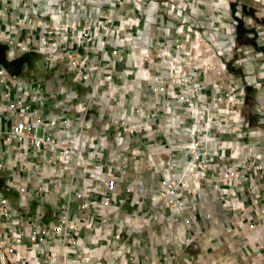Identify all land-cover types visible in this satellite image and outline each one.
<instances>
[{
    "label": "crops",
    "instance_id": "obj_1",
    "mask_svg": "<svg viewBox=\"0 0 264 264\" xmlns=\"http://www.w3.org/2000/svg\"><path fill=\"white\" fill-rule=\"evenodd\" d=\"M101 11V36L119 46L123 60L103 61L109 57L105 41L83 53V60L91 75L110 72L117 88L111 93L110 83L100 78L91 94L72 80L74 85L66 84L68 77L54 70L51 86L41 88L59 92L56 111L68 119L60 129L69 139L71 154L63 167L60 162L51 166L44 158L47 153L39 152L42 171L25 173L32 206L40 210L44 223L67 214L81 227L82 257L64 249L61 264H93L116 250L121 251L117 264H264V165L255 173L233 158L237 143H245L252 163H258L254 158L259 156L264 164V120L253 112L264 99V0H141L138 6L132 0H108ZM203 32L217 38L218 48L235 44L232 52L224 53L229 67L222 77L244 94L234 109L210 101L219 80L204 68L213 47L200 40ZM175 43L181 48L175 49ZM158 48L189 62L188 72L202 82L201 94L214 114L226 116L228 124L234 116L243 125L234 133L225 128L208 133L224 145L211 158L215 172L234 169L236 176L223 179L219 191L203 185L193 205L185 201L180 211L158 191L171 154L176 165L188 156V124L180 120L185 112L167 108L165 96L150 92L155 71L164 76L171 71L164 64L148 71L142 54ZM127 116L138 126L135 133L121 125ZM108 180H114L112 190ZM229 202L236 207L231 209ZM192 213L198 218L185 224L183 218ZM116 232L119 239H114ZM184 236L193 242L181 244Z\"/></svg>",
    "mask_w": 264,
    "mask_h": 264
},
{
    "label": "built area",
    "instance_id": "obj_2",
    "mask_svg": "<svg viewBox=\"0 0 264 264\" xmlns=\"http://www.w3.org/2000/svg\"><path fill=\"white\" fill-rule=\"evenodd\" d=\"M107 1L0 0V264H61L64 249L71 255L82 257L81 227L73 218L65 214L44 223L40 210L32 206V192L25 181V173L32 175L42 171L38 153L46 152L44 158L51 166L60 162L64 167L71 148L69 139L61 135L60 128L68 124V119L56 111L59 92L43 90L29 77L28 60L21 65H17V61L38 54L45 70L52 72L53 77L54 70L59 69L64 77L89 87L91 94L101 78L110 83L111 93H114L117 87L112 84V74L106 72L101 76L97 71L91 75L83 60V53L92 51L97 41L108 44L109 57L103 60L106 64L123 60L119 46L101 36L104 29L101 9ZM140 1L132 0L136 6ZM108 31L114 30L110 28ZM216 39L209 38L205 32L200 38L213 47L205 58L204 68L219 80V90L210 96V101L234 109L243 102L244 94L234 82L226 83L222 77L229 67L224 53L232 52L235 44L231 42L218 48ZM173 46L181 48L178 43ZM142 60L149 65L148 71H154L156 64H164L171 70L167 76L162 71H155L151 76L150 92L153 96H165L167 108L185 112L180 120L188 124V156L183 163L176 165V158L171 154L163 168L158 191L162 200L180 211L185 201L193 205L194 195L203 185L219 191L223 179L236 176L234 169L215 172L211 158L223 150L224 145L216 143L208 133L214 128H225L234 133L243 125L234 116L228 124L226 116L214 114L201 94L202 82L190 76L189 62L184 58L158 48L154 52H144ZM254 84L261 86L263 82L254 81ZM158 109L162 110V106ZM253 112L264 120V99ZM121 125L130 133H135L138 128L128 116L121 119ZM245 148V143H237L233 158L240 161L239 166L243 169L251 166L253 172H260L264 165L260 162L261 157L254 158L259 162L253 164ZM106 186L112 190L114 180H108ZM75 194L80 197L79 192ZM9 195L18 198L13 200ZM223 198L228 202L229 194L225 193ZM108 201L109 197H105L104 204ZM86 206V202L81 204V208ZM229 206L234 209L236 204L229 202ZM261 214L264 215V208ZM197 218L198 213H192L184 217L183 222L189 224ZM119 237L120 233L116 232L114 239ZM192 242L188 236L180 239L181 244ZM120 258L121 251L116 250L110 257L100 258L93 264H117Z\"/></svg>",
    "mask_w": 264,
    "mask_h": 264
},
{
    "label": "rangeland",
    "instance_id": "obj_3",
    "mask_svg": "<svg viewBox=\"0 0 264 264\" xmlns=\"http://www.w3.org/2000/svg\"><path fill=\"white\" fill-rule=\"evenodd\" d=\"M28 66H29L28 67V75L31 79L38 82L42 87L46 88V87L51 86V83L54 79L53 73L45 70V68L43 66L42 58L40 55H38V54L30 55V59L28 60ZM68 78L65 79V83L70 84V85H74V83L71 82L72 79L70 77H68ZM58 84L59 83H57L55 85L57 86ZM74 86H82V84L78 83ZM87 90L89 91L90 88L86 87V91ZM85 97H87V95H85Z\"/></svg>",
    "mask_w": 264,
    "mask_h": 264
},
{
    "label": "trees",
    "instance_id": "obj_4",
    "mask_svg": "<svg viewBox=\"0 0 264 264\" xmlns=\"http://www.w3.org/2000/svg\"><path fill=\"white\" fill-rule=\"evenodd\" d=\"M0 48H1V53H2V47H0ZM25 59L29 60V59H30V56H29V57L26 56V57H22V58H20V59L17 61V65H21V64L25 61Z\"/></svg>",
    "mask_w": 264,
    "mask_h": 264
}]
</instances>
